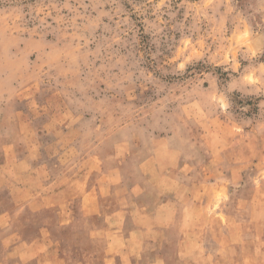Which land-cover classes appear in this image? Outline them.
Masks as SVG:
<instances>
[{"label":"rangeland","instance_id":"374dc122","mask_svg":"<svg viewBox=\"0 0 264 264\" xmlns=\"http://www.w3.org/2000/svg\"><path fill=\"white\" fill-rule=\"evenodd\" d=\"M44 178L72 213L17 191ZM0 217V264L45 231L94 264L136 225V264H264V0H0Z\"/></svg>","mask_w":264,"mask_h":264},{"label":"crops","instance_id":"0c3cea01","mask_svg":"<svg viewBox=\"0 0 264 264\" xmlns=\"http://www.w3.org/2000/svg\"><path fill=\"white\" fill-rule=\"evenodd\" d=\"M9 182V181H8ZM11 186H13V182H9ZM8 183V184H9ZM15 184V183H14ZM24 187H19L17 191L19 194H29L30 200L29 203L35 202L36 204L34 206H37L33 210L35 212H40L41 210L50 209L51 207H56L61 213L63 212H70L72 213V208L70 209V204L66 205L59 204L57 202V196L55 194V204H47L48 198H47V186L48 183H46V179L44 178V181H42L41 186H38V189L40 190H32V187L28 189V186L23 185ZM17 187V186H16ZM14 189V188H13ZM35 192V193H34ZM14 191L12 196L14 197ZM38 196V197H37ZM94 196L96 197L93 200ZM105 196V195H103ZM98 193H94L90 190H87L84 195V201L87 199H90V204H87L83 206V212L88 215H104V224L106 229L108 230H115L121 229L125 227V221L120 222V226H116V224L112 223V221L118 217H122L123 220H125V214L126 211L119 209L111 211L109 209H104L99 206L98 203ZM38 198V200L35 201V199ZM86 203V202H84ZM31 208L32 206L29 205ZM165 211L160 209L155 212L156 220L159 222H163L160 219H163L160 214H163ZM177 213L176 211L172 214ZM2 217H5L2 216ZM160 217V218H159ZM159 218V219H158ZM1 219V217H0ZM144 224V223H143ZM7 224H0L1 228L6 227ZM143 226V225H141ZM133 228H136L135 230H138V232H133L130 237H123V238H117L114 239L113 242H108V248L106 249V254L104 257H102L101 260H98L97 263L94 264H136L137 260L135 259V256H137V250L136 248L139 247L143 243V240L145 238H148V235L140 234L141 227H138V225L134 226ZM45 231V230H44ZM12 237V236H10ZM8 239V238H7ZM6 239V240H7ZM5 240V241H6ZM4 241V243H5ZM60 241L58 239H52L50 234L45 231V233H41L40 236H38L34 240H26L24 238L18 237V240L14 242L11 246L8 245V263L6 264H83L80 260H73L68 258L67 256H64L60 254ZM120 246V248H119ZM122 248H125L128 252V257L124 255V253H120V250ZM54 251L55 255H51V252Z\"/></svg>","mask_w":264,"mask_h":264}]
</instances>
